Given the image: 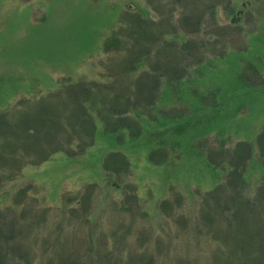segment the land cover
I'll return each instance as SVG.
<instances>
[{
    "label": "trees",
    "instance_id": "trees-1",
    "mask_svg": "<svg viewBox=\"0 0 264 264\" xmlns=\"http://www.w3.org/2000/svg\"><path fill=\"white\" fill-rule=\"evenodd\" d=\"M129 1L118 27L103 43L107 58L98 80L63 81L48 95L22 100L0 113V194L9 195L6 205L0 206V264H160L163 256L166 263L161 264H264V176L255 190L247 180L254 159L264 170V127L254 143L221 144L219 151L206 147L207 160L225 177L215 190L203 195L193 221L184 226L185 239L181 238L179 248L186 247L188 234H200L198 227L206 240L197 244L198 254L163 253L157 263L155 251L149 248L138 257L124 255L128 235L143 215L140 206L135 212L131 207L111 205L109 213L125 216L129 212L136 217L113 230L110 250L111 240L96 236L101 220L92 222L91 194L67 195L57 210L42 209L36 197L29 199L31 186L11 194L25 168L39 166L59 153L82 156L95 145L99 132L122 137L123 145L142 141L150 134L149 128L174 122L163 108L168 95L174 101L181 85L205 63L222 60L230 51L246 52L238 39H225L218 25V9L225 6L234 11L233 0ZM177 124L166 126L173 131ZM199 145L202 150L206 143ZM155 146L149 158L159 164L163 161L156 162L157 155L163 152L166 157L169 150ZM115 163L127 167L125 157L110 154L104 169L111 178ZM72 220L75 233L86 229L82 239L69 236ZM116 236L121 250L115 248ZM157 244L161 249L162 239Z\"/></svg>",
    "mask_w": 264,
    "mask_h": 264
},
{
    "label": "rangeland",
    "instance_id": "rangeland-1",
    "mask_svg": "<svg viewBox=\"0 0 264 264\" xmlns=\"http://www.w3.org/2000/svg\"><path fill=\"white\" fill-rule=\"evenodd\" d=\"M129 2L0 0V113L22 100L48 95L63 81L98 80L107 58L103 43L118 27V18ZM233 7L234 11L225 6L218 9V25L225 39H238L246 52L230 51L222 60L205 63L181 85L174 101L168 95L163 108L174 122L149 128L143 142L124 141L123 145L122 137L99 132L95 145L82 156L59 153L39 166L25 168L11 194L31 186L29 199L36 197L40 208L47 210L60 208L67 195L91 194L92 222L101 220L96 236L111 240L110 250L113 230L136 217L129 212L125 216L109 213L111 205L131 207L135 212L140 206L143 215L128 235L124 255L138 257L149 248L155 251L157 263L163 253L198 254L197 244L206 241L198 227L200 234L191 232L188 245L179 248L181 238L185 239L184 226L193 221L203 195L215 190L225 177L207 160L206 147L219 151L221 144L254 143L264 127V0H233ZM228 25L233 30H227ZM174 124V130H168L166 125ZM181 125H185L183 130ZM203 141L206 145L201 150ZM157 144L169 150L166 157L163 152L157 155L155 161H163L159 164L149 158ZM115 153L125 157L127 167L126 163L112 165L111 178L104 160ZM263 176L264 170L254 159L247 173L252 190ZM5 194H0L1 207L9 196ZM74 223H70L69 236L82 239L86 229L75 233ZM158 239L163 241L161 249H157ZM193 242L195 248L188 249ZM115 248H122L117 246V236ZM163 258L160 264L166 263Z\"/></svg>",
    "mask_w": 264,
    "mask_h": 264
}]
</instances>
